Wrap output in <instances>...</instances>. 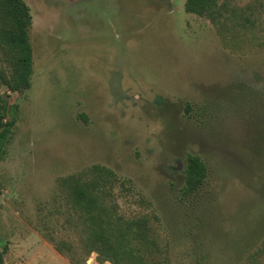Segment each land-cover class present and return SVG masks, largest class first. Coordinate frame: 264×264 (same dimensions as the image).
Listing matches in <instances>:
<instances>
[{
    "label": "rangeland",
    "instance_id": "374dc122",
    "mask_svg": "<svg viewBox=\"0 0 264 264\" xmlns=\"http://www.w3.org/2000/svg\"><path fill=\"white\" fill-rule=\"evenodd\" d=\"M31 87L0 149V264H113L87 253L63 181L115 175L157 264H264V0H24ZM2 67L10 74L9 67ZM189 156L208 168L186 195ZM66 242L73 249L61 252Z\"/></svg>",
    "mask_w": 264,
    "mask_h": 264
},
{
    "label": "trees",
    "instance_id": "16d2710c",
    "mask_svg": "<svg viewBox=\"0 0 264 264\" xmlns=\"http://www.w3.org/2000/svg\"><path fill=\"white\" fill-rule=\"evenodd\" d=\"M219 0H188L186 11L201 17H218ZM32 16L24 0H0V82L10 91L30 89L33 72V50L29 31ZM9 67L10 74L2 67ZM15 110L0 94V149L5 144L14 121L7 120ZM93 177L73 176L63 181L72 208L83 226V244L87 253H97L100 262L113 264H157L148 262L140 247L141 240H148L147 220L129 222L118 213L113 201L112 187L115 175L104 168L95 167ZM208 179L207 165L197 156H189L185 170L184 193H198ZM146 231V232H145ZM61 252L73 247L62 242ZM160 264V263H159Z\"/></svg>",
    "mask_w": 264,
    "mask_h": 264
}]
</instances>
